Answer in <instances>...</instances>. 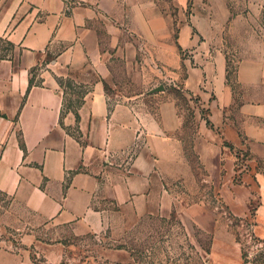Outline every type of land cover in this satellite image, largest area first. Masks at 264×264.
<instances>
[{
    "label": "crops",
    "instance_id": "1",
    "mask_svg": "<svg viewBox=\"0 0 264 264\" xmlns=\"http://www.w3.org/2000/svg\"><path fill=\"white\" fill-rule=\"evenodd\" d=\"M234 3L263 23L264 0ZM185 5L186 0H0V37L21 53L16 61L0 60V194L39 223L74 235L107 229L108 212L99 207L106 201L138 217L170 211L168 179L188 185L191 173L180 142L164 132L169 121L162 122V130L153 117L134 112L135 97L111 102L105 90L119 75L148 91L155 79L178 75L184 63L180 52L196 47L201 37H214L219 22L194 13L186 24ZM231 22L248 26L243 13ZM205 48L197 46V52ZM238 53L234 90L223 84L221 62L215 70L207 63L189 72L186 87L210 84L218 98L214 107L222 108H215L211 122L226 143L244 148L261 165L264 38L247 41ZM48 57L49 66L36 71L38 82L29 88L31 71ZM60 79L89 87L76 112L64 110ZM172 120L178 129L181 119ZM209 139L200 137L195 151L212 171L220 152ZM229 175L219 188L220 201L233 217L250 220L251 233L264 244V171H252L237 185ZM210 214L193 205L183 208L180 218L208 232L202 216ZM209 232L215 234V262L245 264L231 243L217 242L215 226ZM9 257L0 256L1 264H11Z\"/></svg>",
    "mask_w": 264,
    "mask_h": 264
},
{
    "label": "rangeland",
    "instance_id": "2",
    "mask_svg": "<svg viewBox=\"0 0 264 264\" xmlns=\"http://www.w3.org/2000/svg\"><path fill=\"white\" fill-rule=\"evenodd\" d=\"M194 13L210 16L220 25L212 39L200 38L197 46H206L204 52H197V46L180 52L184 63L177 76L155 79L150 90L139 91L128 81H121L118 75L114 86L106 85L105 90L111 102L122 96L135 97L134 112L153 117L162 130L165 129L162 122L169 121L170 129L164 132L180 142L181 156L191 173L188 185L168 179L165 187L172 200L170 211L138 217L130 210L121 212L106 201L99 207L108 212L107 229L99 234L74 235L70 229L39 223L9 197L0 194V256L9 255L11 264H219L212 258L215 234L209 232L215 226L217 242L231 243L239 250L245 264H264V244L251 233L252 222L233 217L219 198L221 183L229 174L232 184H243L242 177L252 176V171H264V164L254 161L244 148L232 147L223 140L221 130L210 120L212 112H217L215 108H222L214 107L218 98L209 83L195 85L196 89L186 87L189 72L203 70L207 63L215 70L216 62H221L223 84L234 90L238 52L247 41L263 40L264 17L261 24L258 15L234 0H186V24ZM240 13L247 19L248 26L232 24L231 18ZM3 48L0 43V55L5 53ZM6 54L14 61L21 55L16 49ZM50 62L51 57L40 60L30 73L31 79L38 82L36 71L46 69ZM58 83L64 97V110L76 112L89 87L70 79H60ZM173 117L181 119L178 129ZM200 137L208 138L220 152L212 171L205 169L195 151ZM142 144V138H138L136 147ZM134 154L135 150L129 158ZM227 156L232 158V171L226 168ZM193 205L202 206L212 214L208 218L202 216L208 232L180 218L183 208ZM254 205L253 200L251 207Z\"/></svg>",
    "mask_w": 264,
    "mask_h": 264
},
{
    "label": "trees",
    "instance_id": "3",
    "mask_svg": "<svg viewBox=\"0 0 264 264\" xmlns=\"http://www.w3.org/2000/svg\"><path fill=\"white\" fill-rule=\"evenodd\" d=\"M0 43H2L4 45L3 51L5 52V53H2L0 55V60L8 59L9 57L7 56L6 53L9 52V51L14 50L15 47H14V45L12 43H10L9 41H7L6 39H3L1 37H0ZM32 85H33V80L30 79V81H29V88Z\"/></svg>",
    "mask_w": 264,
    "mask_h": 264
}]
</instances>
